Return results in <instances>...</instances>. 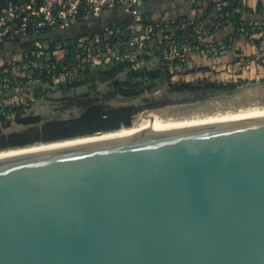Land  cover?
<instances>
[{"label": "water", "instance_id": "95a60500", "mask_svg": "<svg viewBox=\"0 0 264 264\" xmlns=\"http://www.w3.org/2000/svg\"><path fill=\"white\" fill-rule=\"evenodd\" d=\"M0 264H264V112L1 156Z\"/></svg>", "mask_w": 264, "mask_h": 264}, {"label": "built area", "instance_id": "2783aa9c", "mask_svg": "<svg viewBox=\"0 0 264 264\" xmlns=\"http://www.w3.org/2000/svg\"><path fill=\"white\" fill-rule=\"evenodd\" d=\"M186 1L188 7L179 13H175L177 8L167 9L168 15L164 16L165 11L159 9L145 15L154 0H5L0 7V114L6 109L20 110L15 107L18 102L32 101L51 91L54 84L58 87L70 82L94 64L101 67L105 62V67L126 63L136 68L146 65L147 56H151L176 69L189 70L194 68L197 56L214 59L224 55L229 45L213 39V33L230 23L229 12L224 9L227 2L211 1L214 21L205 22L202 15L209 3ZM108 14L118 15V19L104 21L106 25L100 24L97 32L73 36L53 48L51 39L41 34L42 30L65 31L81 22L103 20L101 17ZM246 24L248 28L237 29L239 38L264 36V22ZM29 34L30 50L25 51L26 47L15 42ZM233 39L228 37L229 42ZM7 43L16 48L5 49ZM61 61L69 64L61 65Z\"/></svg>", "mask_w": 264, "mask_h": 264}, {"label": "trees", "instance_id": "16d2710c", "mask_svg": "<svg viewBox=\"0 0 264 264\" xmlns=\"http://www.w3.org/2000/svg\"><path fill=\"white\" fill-rule=\"evenodd\" d=\"M180 1L154 0L152 4H149L145 15L155 8H160L162 11L175 9L179 6ZM225 1L227 6L224 9L229 12L228 18L234 27V35L238 28H248L247 22L241 19L242 11L245 9L241 0ZM4 2L5 0H0V7ZM211 13V3L209 2L202 15L203 20H205L207 14ZM100 21L94 20L88 25L85 22H81L79 23L80 25L78 24L65 31L50 32L42 30L41 34H44L46 39H51L50 48H53L55 44L69 41L73 36L97 32ZM32 34H29L23 41L15 43L26 47L25 51L30 50L29 45L31 44L30 37ZM40 39H43V36H40ZM250 41L257 45L260 39L258 37ZM224 42L228 45L230 44L228 38ZM13 47L16 48V45L14 44ZM154 53L157 54L155 50ZM150 59L151 56H147L148 62ZM183 67L186 68L185 66ZM181 69H176L168 63L160 62L155 65L146 64L136 68H132L126 63H115L105 66L103 69L97 68L94 70L86 67L77 75L75 80L64 85L65 87L87 85L86 88L88 89L81 93L61 98L65 102L63 108L67 110L76 108L78 110L77 114L70 115L67 119H51L40 122L39 117L28 116L19 119L18 116L22 113V109L11 111L6 109L4 111L5 114H0L1 123L6 122L7 115L13 112L18 122L25 125V127L18 132H3L0 129V152L118 132L122 129L131 128L134 115L142 110L157 109L175 103L205 100L221 93H231L236 86L247 82L242 79H238V82H235L207 77L184 80L181 76H184L188 70ZM262 81H264V78ZM96 83H108L106 90L102 93L96 92ZM162 85L164 86L163 92L154 94V91ZM113 99L118 102L113 103L111 101Z\"/></svg>", "mask_w": 264, "mask_h": 264}, {"label": "rangeland", "instance_id": "374dc122", "mask_svg": "<svg viewBox=\"0 0 264 264\" xmlns=\"http://www.w3.org/2000/svg\"><path fill=\"white\" fill-rule=\"evenodd\" d=\"M217 1V0H212ZM198 2V0H197ZM209 3V2H208ZM201 9H203V5L200 6ZM160 10V8H159ZM168 10H165L164 16L168 15ZM155 14H159V12L154 11ZM162 16V15H160ZM208 16V14H207ZM206 16V17H207ZM118 19L117 16H112L111 14H108L106 16H102L99 24H103L104 21H112L113 19ZM214 21V19H212ZM85 23L88 25L91 23L90 21H85ZM78 25V24H77ZM80 25V24H79ZM230 25V24H229ZM233 26V25H230ZM227 37H233V41H238L240 38L238 35H234V32H230ZM259 39L264 36L258 35ZM218 39V38H217ZM261 40V39H260ZM59 42L58 44H60ZM254 44V42H253ZM255 50L257 54H260L258 48V44H254ZM4 48H13L12 44H4ZM56 46V44L54 45ZM228 49H231L228 47ZM2 49L0 48V55L2 53ZM2 56H0L1 58ZM208 61V60H203ZM204 62V63H205ZM158 63V60L154 57L151 58L149 62L146 64L155 65ZM61 65H67L68 62L61 61L59 62ZM97 64V63H96ZM103 64H107L103 62ZM104 65H100L101 67H95L94 65H91L90 69H97V68H105ZM193 67V66H192ZM231 65L228 66H216V68H213L215 72L212 71H186L184 76H181L184 80H194L195 78H202L207 77L211 79H217L221 81H228L231 79V81H237L238 78L235 76V73L230 72L229 69H231ZM238 66L234 67V71L238 72ZM229 70V71H228ZM80 73V72H79ZM78 73V74H79ZM77 74V75H78ZM76 76L73 77V79H69L70 82L76 79ZM238 82V81H237ZM254 82V81H253ZM246 82L245 84L236 86L231 93H221L218 96L210 97L205 100H199V101H193V102H185V103H175L166 105L164 107H160L157 109H145L140 112H138L136 115H134L133 118V125H139L144 119L145 116L148 115H154L159 117L160 119H183V118H191V117H202L204 115H217V114H223L225 112H233V111H240L245 110L253 107H264V84H257L256 82ZM64 85V84H63ZM61 84L53 85L52 90L48 91L47 93H41L40 96L34 98L32 101L28 102H18L15 104V107L22 109V113L18 116L19 119L25 118L28 116L32 117H39L40 122L47 121V120H53V119H67L70 115H75L78 113V110L71 109L67 110L64 109L65 102L61 100V98L71 96L73 94L81 93L82 91H85L87 85L82 87H65ZM108 83H96L95 84V91L96 92H104L106 90ZM261 86V89L259 91V87ZM164 86L158 87L154 94H160L163 92ZM94 92V88H93ZM113 103H117L118 101L116 99L111 100ZM64 102V103H63ZM10 107H12V104L8 103ZM18 110V109H17ZM148 111V112H147ZM5 114V113H4ZM9 115L11 118L7 116V121L4 123L0 122V129L3 132H18L22 128L25 127V125L18 122L16 116H12L10 113ZM142 119V120H141Z\"/></svg>", "mask_w": 264, "mask_h": 264}, {"label": "crops", "instance_id": "0c3cea01", "mask_svg": "<svg viewBox=\"0 0 264 264\" xmlns=\"http://www.w3.org/2000/svg\"><path fill=\"white\" fill-rule=\"evenodd\" d=\"M200 1V0H199ZM206 2H211L212 0H205ZM244 10L241 14V19L245 22H264V0H241ZM188 7V2L186 0H181L179 6L177 7L175 13H179L182 8ZM155 8L153 10H158ZM205 9V8H204ZM214 18L213 14H208L205 17V22H212ZM232 25L231 23H229ZM229 24L224 25L222 28L217 29L213 33V39L216 41L227 39V35L230 32L234 31V27ZM218 38V39H217ZM255 39V38H254ZM261 40L256 46L260 52L257 54L255 50V45L252 41L247 38L240 37L238 41H231L228 51L218 57V58H202L195 57L196 64L194 68H190L188 71H212L215 72L213 68L216 66H228L231 65L230 72L235 73L238 79L246 80L248 82H256L257 84H264L262 79L264 78V37L260 38ZM208 60V61H203ZM205 62V63H204ZM239 67L238 72L234 71V67ZM228 70V71H229ZM231 80V79H230ZM253 82V83H254ZM245 84V83H244ZM259 91L263 88L261 86L258 88Z\"/></svg>", "mask_w": 264, "mask_h": 264}, {"label": "bare ground", "instance_id": "6f19581e", "mask_svg": "<svg viewBox=\"0 0 264 264\" xmlns=\"http://www.w3.org/2000/svg\"><path fill=\"white\" fill-rule=\"evenodd\" d=\"M260 112H264V107H262V108L253 107V108L240 110V111H236V112L235 111L225 112L223 114L204 115L202 117H191V118H183V119H165V120H163L157 116H154V119L152 121H150L148 119V117H145V119L139 125H133L131 128L122 129L118 132L134 129V128L141 127V126H150V125L176 126V125L198 122V121H203V120L216 119V118L229 117V116H236V115H242V114L260 113ZM118 132L104 133V134H98V135H94V136L83 137V138H76V139H72V140H65V141H61V142H54V143H50V144H40V145H36V146H30L27 148L2 151V152H0V157L10 155V154L19 153V152H23V151H27V150L41 149V148L64 145V144H69V143L81 142V141H85V140H89V139H93V138H97V137H101V136H105V135H110V134H114V133H118Z\"/></svg>", "mask_w": 264, "mask_h": 264}]
</instances>
